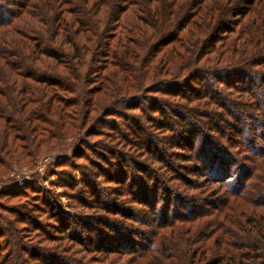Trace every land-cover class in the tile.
Returning a JSON list of instances; mask_svg holds the SVG:
<instances>
[{
    "label": "trees",
    "instance_id": "trees-1",
    "mask_svg": "<svg viewBox=\"0 0 264 264\" xmlns=\"http://www.w3.org/2000/svg\"><path fill=\"white\" fill-rule=\"evenodd\" d=\"M67 136L86 212L0 191V264H264V0H0V176Z\"/></svg>",
    "mask_w": 264,
    "mask_h": 264
},
{
    "label": "rangeland",
    "instance_id": "rangeland-1",
    "mask_svg": "<svg viewBox=\"0 0 264 264\" xmlns=\"http://www.w3.org/2000/svg\"><path fill=\"white\" fill-rule=\"evenodd\" d=\"M162 143V142H161ZM161 143L158 144V147H161ZM80 143L75 140V137L67 136L61 140L56 147L49 150L44 156L38 158L34 166L22 165L16 166L12 171L7 173L4 176H0V191L6 189H12L14 184L20 186L21 184L26 185L28 191H40V193L45 194L49 192L51 194L52 200L49 199L52 203L57 204L58 208L60 207L61 211L68 215L70 220L74 221V217L80 212L85 213L86 210L76 202V199L69 197L71 193H74L76 196L83 195V197L88 198L90 193L94 192L86 187L84 188L81 177L88 170L84 164L83 155H89L92 157V154L84 152L80 157H72L71 154L75 147ZM177 149V148H176ZM176 151L175 149H173ZM187 153V151L181 152ZM84 169V170H83ZM111 171V170H110ZM115 175V173H111ZM121 175V174H120ZM129 176V174H128ZM140 177L139 174H134V178ZM103 178H98L95 180L96 187L100 190H105L113 187L111 184H105L102 180ZM131 179V178H128ZM109 185L108 187H105ZM85 189L83 193L79 190ZM106 191V190H105ZM103 191V192H105ZM35 194V193H34ZM46 195V194H45ZM18 200H22L18 199ZM50 202V203H51ZM14 201H11L9 205H13ZM41 207H44L43 205ZM47 208V207H45ZM44 208V209H45ZM17 211V210H15ZM43 211L32 214V218L36 223L42 226L47 232H51L53 229L50 225L56 226V223L51 218H48ZM3 217L8 219L11 223L13 222V215L9 212L3 211ZM79 215V214H78ZM76 221V220H75ZM14 223V222H13ZM12 223V225H13ZM3 220H0V225H3ZM19 227V233L16 236L19 238V245L14 249L22 248H40L46 246H53V244L47 240H42L37 236L36 230H29V227L24 228L21 232L22 224L15 223ZM2 241V239H0ZM11 245V244H10ZM3 247L4 244L1 243ZM38 258L30 260L29 263H38Z\"/></svg>",
    "mask_w": 264,
    "mask_h": 264
}]
</instances>
